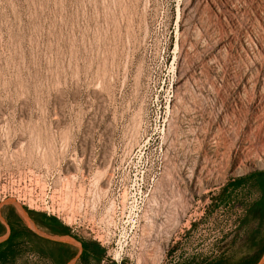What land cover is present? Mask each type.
<instances>
[{
  "label": "rangeland",
  "instance_id": "1",
  "mask_svg": "<svg viewBox=\"0 0 264 264\" xmlns=\"http://www.w3.org/2000/svg\"><path fill=\"white\" fill-rule=\"evenodd\" d=\"M263 173L264 0H0V242L32 213L65 264H241Z\"/></svg>",
  "mask_w": 264,
  "mask_h": 264
},
{
  "label": "trees",
  "instance_id": "2",
  "mask_svg": "<svg viewBox=\"0 0 264 264\" xmlns=\"http://www.w3.org/2000/svg\"><path fill=\"white\" fill-rule=\"evenodd\" d=\"M262 175H264V173ZM260 177L261 176L259 175V177H256L255 180L260 181L261 179L262 180L264 179V178H260ZM263 200H264V188H263V194H262L261 198H259L253 205V207L255 209L251 213L254 212L256 214L255 216H257L258 214L260 215V212L262 211L261 204H263ZM34 218L42 226L46 227L50 232L68 233L66 228L63 227V225H61V223L53 216H45V215L39 214L38 216L35 215ZM258 231L261 232V236L255 238L254 235ZM27 234L28 235L30 234L32 236L37 237L36 235H34L30 232H28ZM24 236H26V235L23 233H20L19 230L13 228L11 230V233L9 234V236L5 240L0 242V248L9 246L10 244L11 245L17 244L18 242L22 241L21 238ZM244 246L250 250V253H248L247 259H245L241 264H255L256 262H258L261 254L263 253V250H264V221L262 220V218L257 217L256 225H255L254 229L251 230V232H249V234L247 235V238L244 242ZM261 264H264V262H262Z\"/></svg>",
  "mask_w": 264,
  "mask_h": 264
},
{
  "label": "flooded vegetation",
  "instance_id": "3",
  "mask_svg": "<svg viewBox=\"0 0 264 264\" xmlns=\"http://www.w3.org/2000/svg\"><path fill=\"white\" fill-rule=\"evenodd\" d=\"M4 218H5V221L8 225V234H7L6 238L9 236V234L11 233V230L13 228L19 230L20 233H23L26 236H28L29 238H31V240H29L28 244H30V242L32 244V243H34V241H36L34 248H37V251L39 250L38 248H42L41 251L43 254L40 252H37L38 254L45 256L47 259L51 260L54 264H65V262L74 255L75 252L74 253L71 252V250L66 248V247H63L61 245H52L47 240L40 238L39 236L35 237V236H31L30 234L28 235L27 234L28 232H30L34 235H35V233L30 231V229L28 230V228L26 229L22 225H21V227H23V228L15 225V223L19 222V220H16L15 216L10 215L8 212L5 213ZM2 225H3V223L0 221V232L2 231ZM40 244H43L44 247L41 246ZM85 246H86V244L83 241H81V251H79V253L77 254L78 260H80L83 263H86L87 258H88V255L84 251ZM91 250L93 252L94 251L97 252L96 249L95 250L91 249Z\"/></svg>",
  "mask_w": 264,
  "mask_h": 264
},
{
  "label": "crops",
  "instance_id": "4",
  "mask_svg": "<svg viewBox=\"0 0 264 264\" xmlns=\"http://www.w3.org/2000/svg\"><path fill=\"white\" fill-rule=\"evenodd\" d=\"M30 216L36 222L37 226L43 228L48 233V235H51V236H48V237L44 236L43 239L47 240L52 245H61L63 247H66V248L72 250V246L75 245V244H73V242H77L73 237L68 235V233H54V232H50L46 227L42 226L37 220H35V218H34L35 214L30 213ZM36 216H38V215L36 214ZM35 235L38 236L37 234H35ZM21 239H22V241H25L26 243H28L29 240H31V238H29L28 236H24ZM69 240L72 241V242H70ZM83 242L86 244V246L84 247V251L88 255L87 259L98 257V255L100 254V252H99L100 250L96 246V244L94 242H91V241H83ZM91 249H94V250L96 249L97 252L96 251L93 252ZM78 253H79V251H78ZM52 264H54V263L52 262Z\"/></svg>",
  "mask_w": 264,
  "mask_h": 264
},
{
  "label": "water",
  "instance_id": "5",
  "mask_svg": "<svg viewBox=\"0 0 264 264\" xmlns=\"http://www.w3.org/2000/svg\"><path fill=\"white\" fill-rule=\"evenodd\" d=\"M262 262H264V257L263 256L255 264H261Z\"/></svg>",
  "mask_w": 264,
  "mask_h": 264
},
{
  "label": "built area",
  "instance_id": "6",
  "mask_svg": "<svg viewBox=\"0 0 264 264\" xmlns=\"http://www.w3.org/2000/svg\"><path fill=\"white\" fill-rule=\"evenodd\" d=\"M111 258H113V257H111ZM116 260V259H115ZM120 260V259H119Z\"/></svg>",
  "mask_w": 264,
  "mask_h": 264
}]
</instances>
